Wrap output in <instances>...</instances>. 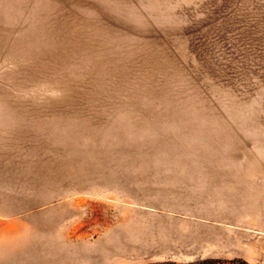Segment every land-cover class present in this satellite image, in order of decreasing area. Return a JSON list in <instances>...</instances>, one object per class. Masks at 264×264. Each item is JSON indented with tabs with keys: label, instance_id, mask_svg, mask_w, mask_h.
<instances>
[{
	"label": "rangeland",
	"instance_id": "1",
	"mask_svg": "<svg viewBox=\"0 0 264 264\" xmlns=\"http://www.w3.org/2000/svg\"><path fill=\"white\" fill-rule=\"evenodd\" d=\"M264 264V0H0V264Z\"/></svg>",
	"mask_w": 264,
	"mask_h": 264
},
{
	"label": "trees",
	"instance_id": "2",
	"mask_svg": "<svg viewBox=\"0 0 264 264\" xmlns=\"http://www.w3.org/2000/svg\"><path fill=\"white\" fill-rule=\"evenodd\" d=\"M166 264H171V263H166Z\"/></svg>",
	"mask_w": 264,
	"mask_h": 264
}]
</instances>
